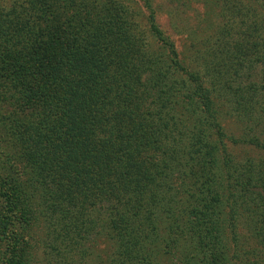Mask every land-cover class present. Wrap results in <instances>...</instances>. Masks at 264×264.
I'll return each instance as SVG.
<instances>
[{
    "label": "trees",
    "instance_id": "16d2710c",
    "mask_svg": "<svg viewBox=\"0 0 264 264\" xmlns=\"http://www.w3.org/2000/svg\"><path fill=\"white\" fill-rule=\"evenodd\" d=\"M201 2L192 64L151 0L141 28L117 0L0 13V264L35 260L17 227L44 264H264V155L224 142L264 151V0Z\"/></svg>",
    "mask_w": 264,
    "mask_h": 264
},
{
    "label": "rangeland",
    "instance_id": "374dc122",
    "mask_svg": "<svg viewBox=\"0 0 264 264\" xmlns=\"http://www.w3.org/2000/svg\"><path fill=\"white\" fill-rule=\"evenodd\" d=\"M16 1L19 2L21 0H0V13L2 11H6L11 5V3ZM117 1L123 2L124 4L128 5L130 9H134L136 12H138L137 19L139 21V27H144L145 17H147L149 10L146 9V7L143 5V0ZM172 2V0H151L152 9L155 12V19L159 27L164 31L165 35H167L169 39L174 42L177 49L185 52L187 57L186 63L189 62V64H192L188 60V56L190 59V56L193 52L185 49L188 48L192 36L194 37V40L199 43V41L207 35L212 36L215 34L213 23H216V21L219 20V9L218 7H215L214 10H211L209 14H207L209 18L204 21L203 15L205 13L204 8L202 7L203 4L201 0H185L181 5H174V3ZM210 22H212V24H210L211 27L208 28L206 25ZM188 31H195V34L189 36L187 33ZM198 47H200V45ZM260 72V68L256 67L252 71H248V76H244V74H242L240 80L243 83L246 82V80L253 79L258 81L261 79ZM240 86H242V84H240ZM221 121L224 124V130L227 136L232 135L237 139L243 138V126L234 121L232 118H226L225 116L221 118ZM262 125V132L259 131V134H262L263 136L264 120ZM224 142L225 146L227 147V150L230 151L236 158L235 160L237 161V163L245 162L246 155L250 156L249 159L253 158L254 162H258V159L261 157V155H264L263 150H258L248 145L234 144L229 139H225ZM13 230H16V235L18 233L25 236L29 253H31V255H33L35 259L34 261H32L33 264H36V262H39V264H44L43 260H40V257L42 258L43 255L42 249L39 248V232L37 231V229L30 230V233L35 235V238L31 237L27 233L24 234L22 228L17 227Z\"/></svg>",
    "mask_w": 264,
    "mask_h": 264
}]
</instances>
